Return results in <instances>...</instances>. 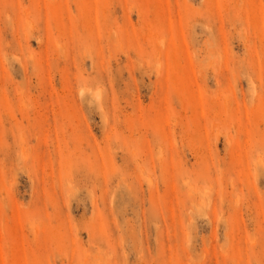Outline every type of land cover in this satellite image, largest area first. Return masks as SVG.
<instances>
[{"label": "rangeland", "instance_id": "374dc122", "mask_svg": "<svg viewBox=\"0 0 264 264\" xmlns=\"http://www.w3.org/2000/svg\"><path fill=\"white\" fill-rule=\"evenodd\" d=\"M0 264H264V0H0Z\"/></svg>", "mask_w": 264, "mask_h": 264}]
</instances>
